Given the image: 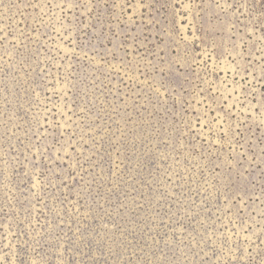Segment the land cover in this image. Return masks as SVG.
Masks as SVG:
<instances>
[{
  "label": "rangeland",
  "instance_id": "374dc122",
  "mask_svg": "<svg viewBox=\"0 0 264 264\" xmlns=\"http://www.w3.org/2000/svg\"><path fill=\"white\" fill-rule=\"evenodd\" d=\"M0 264H264V0H0Z\"/></svg>",
  "mask_w": 264,
  "mask_h": 264
}]
</instances>
